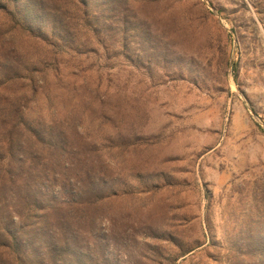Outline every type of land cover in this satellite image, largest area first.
I'll list each match as a JSON object with an SVG mask.
<instances>
[{
    "label": "rangeland",
    "instance_id": "rangeland-1",
    "mask_svg": "<svg viewBox=\"0 0 264 264\" xmlns=\"http://www.w3.org/2000/svg\"><path fill=\"white\" fill-rule=\"evenodd\" d=\"M45 1L61 29L0 12V107L23 96L45 139L19 163L48 207L28 237L88 264H264V0Z\"/></svg>",
    "mask_w": 264,
    "mask_h": 264
},
{
    "label": "trees",
    "instance_id": "trees-1",
    "mask_svg": "<svg viewBox=\"0 0 264 264\" xmlns=\"http://www.w3.org/2000/svg\"><path fill=\"white\" fill-rule=\"evenodd\" d=\"M61 1L72 3L73 0ZM55 9L58 11L61 7L57 6ZM48 11L50 9L45 0H0V12L11 16L13 20H19V13H24L30 18H49L56 28L61 29L64 26L62 17L49 15ZM23 98L20 96L15 101H6V104L0 107L2 111L0 114V264H88L89 257L85 256L74 241L66 237L64 239L49 237L42 247L41 245L38 247L36 237H28L31 235L30 229L27 228L30 224L29 220L36 217L44 221L43 215L34 214L33 211L44 210L42 206L45 208V203L38 197H33L31 188L36 186L38 190L37 185L43 176L21 177L23 167L20 164L26 161L24 156L26 144H40L45 142V139L32 125L25 124L26 112L21 110V105L18 103ZM12 164H14L13 169ZM52 172L55 173L54 170ZM17 182H20L22 188L16 184ZM30 188L31 192H29ZM99 190L96 184L91 185L90 188L82 186L78 189L76 197L71 199V204H94L105 197L99 193ZM9 194L17 196L19 209L14 213L17 217L26 220L22 225H13L11 205L8 202ZM43 247L44 253L38 251Z\"/></svg>",
    "mask_w": 264,
    "mask_h": 264
},
{
    "label": "water",
    "instance_id": "water-1",
    "mask_svg": "<svg viewBox=\"0 0 264 264\" xmlns=\"http://www.w3.org/2000/svg\"><path fill=\"white\" fill-rule=\"evenodd\" d=\"M203 2H204L209 8L213 9V8L211 7V5H209V3L207 2V0H203ZM213 12L215 13V15H216L217 17H219V15H218V13H217L216 11L213 10ZM232 85H233L235 88H237V86H236V84L234 83V81H232Z\"/></svg>",
    "mask_w": 264,
    "mask_h": 264
}]
</instances>
